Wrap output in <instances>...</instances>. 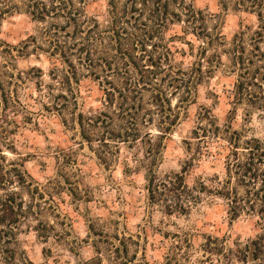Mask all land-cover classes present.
Returning a JSON list of instances; mask_svg holds the SVG:
<instances>
[{"label":"clouds","instance_id":"clouds-1","mask_svg":"<svg viewBox=\"0 0 264 264\" xmlns=\"http://www.w3.org/2000/svg\"><path fill=\"white\" fill-rule=\"evenodd\" d=\"M0 264H264V0H0Z\"/></svg>","mask_w":264,"mask_h":264}]
</instances>
